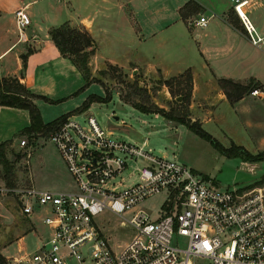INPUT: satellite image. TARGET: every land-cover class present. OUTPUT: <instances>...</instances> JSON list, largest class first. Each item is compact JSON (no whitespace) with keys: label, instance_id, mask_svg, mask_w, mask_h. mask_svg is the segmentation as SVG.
<instances>
[{"label":"built area","instance_id":"obj_1","mask_svg":"<svg viewBox=\"0 0 264 264\" xmlns=\"http://www.w3.org/2000/svg\"><path fill=\"white\" fill-rule=\"evenodd\" d=\"M227 1L248 41L264 48V34L246 14L252 0ZM14 18L18 28L28 21L23 7L14 10ZM206 21L198 14L193 22ZM249 93L264 96V82ZM84 122L85 128L69 115L48 134L72 187L8 188L25 217L34 208L47 212L42 220L48 229L33 249L3 254L0 264H264L261 187H218L185 163L111 137L90 113ZM18 143L24 145V138ZM127 160L135 167L126 186L117 176ZM163 190L169 201L151 217L142 201ZM103 211L131 213L125 221L132 233L117 250L95 222ZM177 236L183 237L182 246Z\"/></svg>","mask_w":264,"mask_h":264},{"label":"rangeland","instance_id":"obj_2","mask_svg":"<svg viewBox=\"0 0 264 264\" xmlns=\"http://www.w3.org/2000/svg\"><path fill=\"white\" fill-rule=\"evenodd\" d=\"M26 1L28 0H20V3L23 4ZM29 1L32 4L24 11L39 37L47 24L57 21L54 18L56 15L74 20L85 13L91 14L95 10V6L99 4V0H92L88 4L86 0ZM114 1L120 0H105L104 5L108 6L110 14H113L114 6L112 4ZM140 1L133 0L136 3H140ZM224 2L227 4V1L224 0ZM4 7V4L0 5V9ZM203 12L205 13V11ZM250 13L246 12L248 17H250ZM0 14V19H3L5 12L1 11ZM216 14L208 21L219 20ZM10 28L16 36L15 26L12 25ZM218 31L217 27H210L207 34L212 36ZM123 37L126 38L116 40L120 45L116 46V50L111 51L110 54L105 52L106 55H109L107 58L113 59L119 64V67L110 68L103 62L100 66L104 68L102 73L97 71L98 67L92 69L95 77L102 79L101 84L109 89L111 97L107 101H89L88 107L81 112L72 114V118L85 128L84 117L90 113L96 123L111 137L142 146L141 148L164 158L185 163L201 175H207L218 187L233 189L258 186L264 191L263 158L242 162L237 156L221 154L208 140L194 133L184 124L167 120L158 113L140 111L122 101L118 96L119 88L122 86L127 88L125 82L136 78L140 85L145 86L147 103L155 102L166 109L176 106L178 104L175 103V100H178L177 96H180L179 99L182 96H173L166 85L161 83V79L164 77L158 69L145 71L134 63H129L126 68L120 65L131 61L141 66L143 65L142 61L156 60L151 57V53L160 50L161 52L175 51L177 56L181 55L180 58H172L171 55L162 58V62H166L167 66L177 67L183 61L184 56L189 57L190 51L195 49L198 41L205 39L198 26H192L188 30L183 21H176L165 32L156 33L153 39H141L139 32L130 36L123 35ZM143 52H145L144 58L146 59H142ZM158 55L162 56L163 54L158 53ZM104 57L95 56L94 60L101 63ZM191 61L195 66L199 65L196 67H199L200 70H197L196 73L204 74L205 71L198 61L194 58ZM261 70L264 71V67ZM99 88L101 86L98 83L91 82L84 88L86 93L82 97L75 96L64 100V103H52L46 106L47 109L43 108L41 113L46 119L53 118L65 111L62 110L64 107L77 106L90 92L103 94L102 89L97 92ZM216 95L214 87L209 86L200 87L197 94H190L184 100V104H187L189 117L199 120L200 126L224 146H229L232 142L242 145L253 153L264 150V116L258 111V104H254L258 97L249 94L245 96L246 103L249 105L247 111L246 104L245 106L244 103L240 104L241 106L231 105L224 99H218ZM18 138H24L23 146L17 147L10 143L5 149V155L12 166V184L5 183L1 175L2 170H0L1 255H16L20 249H33L48 229V225L42 220L44 216L48 215L47 212L34 208L26 218L19 212L12 192L8 188L21 183L32 184L38 188L46 187L45 189L72 187L71 178L64 163L48 137L37 135L29 138L26 135L21 137L16 135V143ZM37 138L39 143L37 142L35 145ZM134 167V162L127 160L125 168L118 174L117 177L122 178L123 185L130 184L131 181L127 178V174L133 171ZM168 196L163 190L144 199L142 205L149 208L151 217H154L159 206L169 201ZM130 215L131 213H124L121 217L109 211H103L94 218L96 224L106 234L113 250H117L132 233L131 226L125 221V218L128 219ZM29 226L30 229H28ZM177 238L182 246L183 237L177 236Z\"/></svg>","mask_w":264,"mask_h":264},{"label":"crops","instance_id":"obj_3","mask_svg":"<svg viewBox=\"0 0 264 264\" xmlns=\"http://www.w3.org/2000/svg\"><path fill=\"white\" fill-rule=\"evenodd\" d=\"M91 1L86 0V3ZM1 4H4L5 7L0 9V13L1 11L5 12V16L0 19V76H17L30 91L51 99H60L57 102H49L40 98L34 99L42 121L49 120L43 117L41 113L43 108L47 109V105L62 103L64 100L75 96L82 97L86 93L83 89L77 94H73L74 90L82 84L83 79L70 59L59 53L47 33L49 26L56 25L63 20H67L71 25L83 26L94 40L95 49L90 58L91 69L99 68L105 61L116 63L113 59L107 58L109 55L106 54H110L111 51L116 50V46H120L116 40L125 39L126 37L123 35L130 36L139 32V38L153 39L156 33L165 32L176 21H183L188 30L192 26H198L205 39L198 41L194 50L190 49L189 57L184 56L179 66H167L166 62H162V58L168 55H171L172 58H180L181 55H179L180 57L177 56L175 51L161 52L160 50L151 53V57L156 58V60L142 61L141 64L143 65L141 66L136 62L128 61L120 66L126 68L129 63H134L145 71L158 69L163 77L175 75L185 68H189L192 77L190 94H197L200 87L209 86L214 87L218 99L225 101L227 100L215 81L217 76L230 77L239 81L253 77L260 83L264 82V71L261 70L264 67V48L260 49L253 46L248 41L236 15L233 22H228L226 19L228 1L226 4L224 0H141L140 3L133 2V0H120L113 2V14H110L108 6L104 5L105 0H99V4L95 6V10L91 14L85 13L74 20L56 15L54 18L57 21H51V24H47L45 30H42L41 37L34 31L29 17L26 25L22 28H18L15 23L14 10L18 7H23V9L29 7L32 4L31 1L28 0L21 4L20 0H0ZM184 4H188V9H190L187 10L182 19L179 15V9ZM206 12H208L207 15ZM210 12L218 13L216 15L219 20L208 21L210 17L215 15H210ZM246 12H251L248 18L256 31L264 34V0H252L246 7ZM198 14L206 15L208 22L206 21L203 25L195 24L193 21ZM12 25L17 30L16 36L10 28ZM210 27H217L218 33L208 36L207 31ZM26 47H30L31 51L26 55L23 64L20 53L25 52ZM156 52L163 55L159 56ZM144 55L145 52H143L142 59H146ZM95 56L105 57L101 63H97L94 60ZM193 58L205 71L204 74L196 73L200 68L196 67L199 65L195 66L192 63ZM100 91L101 88L97 90V92ZM246 95L248 94L240 97L231 105L238 104L239 106L244 103V106L246 104L245 109L248 111L249 105L245 100ZM249 95L251 94L249 93ZM255 97L258 99L253 102L258 104V111L264 116V96ZM72 108L68 106L62 110L68 111ZM28 122L26 109L0 105V141L11 139V145L21 147L18 141L15 142V136ZM22 135L25 134H21L20 137ZM37 142L39 143L38 138L35 145Z\"/></svg>","mask_w":264,"mask_h":264},{"label":"trees","instance_id":"obj_4","mask_svg":"<svg viewBox=\"0 0 264 264\" xmlns=\"http://www.w3.org/2000/svg\"><path fill=\"white\" fill-rule=\"evenodd\" d=\"M187 5L188 4H184L179 9V15L182 19L185 17L187 10L190 9H188ZM186 6L187 8H185ZM226 19L228 22H233L235 19V13L230 6L226 9ZM47 33L59 53L70 59L83 79L82 84L74 90L73 94H77L82 91L91 82L98 83L101 86L103 94L100 95L90 92L77 106L60 113L47 121H42L39 109L35 104L34 99L40 98L49 102H57L60 99H51L44 95L36 94L30 91L17 76H0V105L24 108L28 113V124L22 127L16 135L25 134L29 138L36 137L37 135L48 137L49 132L60 124L67 116L86 109L89 101H107L111 97L109 89L107 87L105 88L101 84L102 79L95 77L93 74L94 70L91 69L90 57L94 52L95 44L89 32L81 25H71L67 20H63L56 25L49 26L47 28ZM30 51L31 48L26 47L25 52L20 53L23 64L25 62L26 55ZM103 64H107L110 68L119 67L115 63L106 61ZM102 67L97 68L99 73L104 71V68ZM215 81L229 104L234 103L243 95L249 94V90L251 88L260 85V82L255 80L253 77H248L245 81H239L230 77L217 76L215 77ZM125 83L127 88L125 86L120 87L118 90V96L122 101L129 103L138 110L158 113L167 120L184 124L188 129L208 140L217 151L226 156H237L242 161H255L260 158L264 159V150L253 153L240 144L231 142L229 146L222 145L215 137L200 126L199 120L191 119L189 117L187 104H184V100L190 96L192 87V77L189 68H185L183 71L175 75L161 79V83L166 85L167 89L173 94V96H182L181 99L175 100V103H178L176 106H170L168 109L157 105L155 102L147 103L145 86L140 85L136 78L127 80ZM10 143L11 139L0 141V170H2L1 175L7 185L13 183L12 166L5 155V149L8 144L10 145ZM204 176L207 177V175ZM24 184L25 183L16 185ZM28 229H30V226ZM2 260L3 256L0 254V262Z\"/></svg>","mask_w":264,"mask_h":264},{"label":"water","instance_id":"obj_5","mask_svg":"<svg viewBox=\"0 0 264 264\" xmlns=\"http://www.w3.org/2000/svg\"><path fill=\"white\" fill-rule=\"evenodd\" d=\"M178 97V99L180 98V96H177Z\"/></svg>","mask_w":264,"mask_h":264}]
</instances>
